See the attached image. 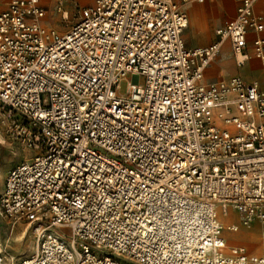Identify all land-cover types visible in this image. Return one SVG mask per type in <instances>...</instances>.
<instances>
[{"label": "built area", "instance_id": "2783aa9c", "mask_svg": "<svg viewBox=\"0 0 264 264\" xmlns=\"http://www.w3.org/2000/svg\"><path fill=\"white\" fill-rule=\"evenodd\" d=\"M204 1L94 0L64 33L41 0L0 10L4 123L33 154L4 176L0 212L37 235L18 263L0 241V264H264V90L204 82L225 40L239 65L264 62V37L248 41L264 23L237 0L217 41L188 48L182 5ZM232 210L230 230L261 226L260 254L224 250Z\"/></svg>", "mask_w": 264, "mask_h": 264}, {"label": "crops", "instance_id": "0c3cea01", "mask_svg": "<svg viewBox=\"0 0 264 264\" xmlns=\"http://www.w3.org/2000/svg\"><path fill=\"white\" fill-rule=\"evenodd\" d=\"M9 0H4L0 10L4 9ZM42 3H50L55 0H41ZM180 1V0H177ZM182 8L188 16V25L183 32V38L188 48L206 47L219 39L216 34V30L221 26H224L229 21L234 19L237 15L238 1L237 0H205L203 3L190 2L182 5ZM256 15L261 16L264 23V0H257L254 7ZM43 19H40V23L44 24ZM264 37V29L258 33L254 29L250 28L248 31V41L251 42L255 37ZM239 75L248 82L257 81L264 90V62L255 58L253 55L249 58L244 65H239L232 53L231 41L225 40L222 45L221 52L212 60V62L205 68L204 82H220L228 80L233 76ZM221 109L216 108L215 113ZM22 162L18 156L14 160V165ZM237 217V220H236ZM224 218V217H222ZM228 226L226 232L223 231V235L226 238V243L232 244L230 247H226L225 251L229 253L232 247L243 246L249 253L260 254L262 251L261 246V226L255 223L252 227L246 228L240 226L238 231L230 230L231 224H239L237 214L232 210L230 216L224 218ZM231 231V232H230ZM241 233V236L235 233ZM259 231L260 241L255 248L252 249L256 232ZM246 243H252L248 245Z\"/></svg>", "mask_w": 264, "mask_h": 264}, {"label": "rangeland", "instance_id": "374dc122", "mask_svg": "<svg viewBox=\"0 0 264 264\" xmlns=\"http://www.w3.org/2000/svg\"><path fill=\"white\" fill-rule=\"evenodd\" d=\"M93 1L94 0H68L65 7V11H67L68 14L65 17L62 12H58L55 9V1H51L47 4L43 3L47 11L43 21L47 19L48 22H44V27L47 29H56L60 33L66 32L70 26L80 19L81 9L91 4ZM4 120V110L0 104V192L3 187V178L8 170L14 166V160L18 156L21 158V161L28 160L33 155L30 150L25 149L7 133ZM221 220L223 222L224 232H226L228 224L224 218H221ZM255 232L256 237L253 240L254 245L252 244V249L255 248L260 241L259 231ZM241 233L240 231L235 234L241 236ZM36 238L37 235L34 224H30L25 220L15 222L0 212V241L12 262L18 263L25 257L31 255L35 249ZM246 244L251 245L250 243ZM231 245L236 244L230 242L226 243L227 248ZM121 259L126 264H138L128 257H121Z\"/></svg>", "mask_w": 264, "mask_h": 264}, {"label": "bare ground", "instance_id": "6f19581e", "mask_svg": "<svg viewBox=\"0 0 264 264\" xmlns=\"http://www.w3.org/2000/svg\"><path fill=\"white\" fill-rule=\"evenodd\" d=\"M67 14H68V12L66 11V13L63 16L65 17ZM250 244H252V243H250Z\"/></svg>", "mask_w": 264, "mask_h": 264}]
</instances>
